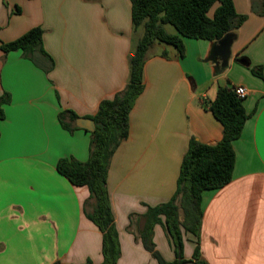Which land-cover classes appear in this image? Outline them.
Wrapping results in <instances>:
<instances>
[{
    "label": "crops",
    "instance_id": "0c3cea01",
    "mask_svg": "<svg viewBox=\"0 0 264 264\" xmlns=\"http://www.w3.org/2000/svg\"><path fill=\"white\" fill-rule=\"evenodd\" d=\"M232 2L246 19L225 67L220 57L210 59L213 41L183 38L182 57L165 44L148 53L128 136L107 175L117 264H158L136 238L141 216L172 197L191 138L220 141L222 126L205 104L219 87L234 86L247 90L250 116L232 144V180L202 195L199 252L207 264H264V0ZM34 27L42 30L48 57L0 50V96H10L0 120V264H100L102 235L83 212L88 190L55 168L61 158L85 162L90 133L63 129L58 114L93 116L102 100L121 91L142 31L132 29L130 0H0L2 43ZM257 67L262 77L252 73ZM130 214L138 216L131 227ZM152 240L164 261L175 259L162 225H154ZM182 240L188 260L195 238L186 233Z\"/></svg>",
    "mask_w": 264,
    "mask_h": 264
},
{
    "label": "trees",
    "instance_id": "16d2710c",
    "mask_svg": "<svg viewBox=\"0 0 264 264\" xmlns=\"http://www.w3.org/2000/svg\"><path fill=\"white\" fill-rule=\"evenodd\" d=\"M214 5L216 8L212 17H209L208 11ZM130 18L132 29L141 30L142 35L136 40L128 57L126 85L111 99L102 100L93 116L85 117L94 122V130L88 131V159L79 162L61 158L55 166L56 171L72 186L86 187L88 190L83 212L102 235L100 264H117L120 257L118 233L107 190V175L112 155L128 136L129 113L144 88L143 66L150 49L155 43L170 45L182 57L183 38L216 42L231 35L233 39L235 31L246 19L244 15L236 13L232 0H130ZM168 25L175 30V34L166 30ZM41 38L42 30L34 27L11 42L0 41V50L5 54L20 50L22 56L30 60H33L35 52L47 56L42 49ZM251 71L262 77L259 67ZM243 99L235 94L233 87L218 88L215 98L207 102L205 107L222 126L220 141L207 145L191 138L181 160L172 197L164 203L146 206L136 238L158 264H207L200 255L198 242L203 214L202 195L206 191L220 189L232 180L235 163L232 144L240 137L250 116L245 112ZM9 103V94L3 93L0 96V120L4 118L3 107ZM78 118L70 110H62L58 114L61 127L69 132L77 129L74 122ZM135 217L138 216L129 215L130 227ZM156 224L163 226L171 241L175 256L172 262L164 261L155 249L152 235ZM186 233L195 238L193 253L188 260L182 256V235ZM85 264L91 263L87 261Z\"/></svg>",
    "mask_w": 264,
    "mask_h": 264
},
{
    "label": "water",
    "instance_id": "95a60500",
    "mask_svg": "<svg viewBox=\"0 0 264 264\" xmlns=\"http://www.w3.org/2000/svg\"><path fill=\"white\" fill-rule=\"evenodd\" d=\"M231 35H226L223 38L213 43L212 52L210 55V59L213 57H220L221 66L225 67L228 63L230 57V43H231ZM74 125L77 128L84 129L86 131L94 130V122L91 119L87 118H78L75 120ZM189 264H194L192 262H188Z\"/></svg>",
    "mask_w": 264,
    "mask_h": 264
},
{
    "label": "built area",
    "instance_id": "2783aa9c",
    "mask_svg": "<svg viewBox=\"0 0 264 264\" xmlns=\"http://www.w3.org/2000/svg\"><path fill=\"white\" fill-rule=\"evenodd\" d=\"M233 90L239 98H244L247 95V90L243 86H234Z\"/></svg>",
    "mask_w": 264,
    "mask_h": 264
},
{
    "label": "rangeland",
    "instance_id": "374dc122",
    "mask_svg": "<svg viewBox=\"0 0 264 264\" xmlns=\"http://www.w3.org/2000/svg\"><path fill=\"white\" fill-rule=\"evenodd\" d=\"M166 30L169 32V33H173V34H175L176 32H175V30L171 27V26H166ZM155 44H159V43H155Z\"/></svg>",
    "mask_w": 264,
    "mask_h": 264
}]
</instances>
